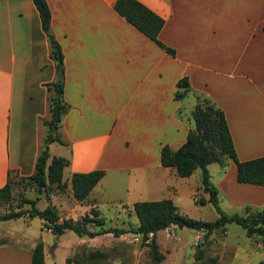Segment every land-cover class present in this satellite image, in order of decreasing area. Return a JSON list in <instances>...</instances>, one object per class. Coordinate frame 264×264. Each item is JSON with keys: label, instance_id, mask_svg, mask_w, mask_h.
I'll use <instances>...</instances> for the list:
<instances>
[{"label": "crops", "instance_id": "obj_1", "mask_svg": "<svg viewBox=\"0 0 264 264\" xmlns=\"http://www.w3.org/2000/svg\"><path fill=\"white\" fill-rule=\"evenodd\" d=\"M46 1L63 53V99L71 105L60 128L65 144L51 142L65 148L59 157L69 161L63 181L70 208L58 212L61 219L77 220L94 207L106 223L104 208L114 206L119 208L116 221L122 223L127 209L142 199L137 197L155 188L175 192L168 179L176 175L161 166L160 149L164 144L177 149L185 142L197 96L224 111L239 160L264 155V0H139L164 19L158 37L174 55L119 15L116 0ZM49 55L33 0H0V187L9 170L33 174L37 156L48 145L46 84L58 74ZM184 76L190 89L177 100L176 82ZM95 169L104 170L103 177L85 200L77 201L71 174ZM87 229L101 227L90 223ZM41 230L29 241H1L0 264H30L38 241L43 242L44 264H77L66 261L73 256L82 264L85 254L95 250L108 256L94 264H127L122 257L126 233H76L68 241L66 231L55 237ZM248 240L243 251L264 250L259 239Z\"/></svg>", "mask_w": 264, "mask_h": 264}, {"label": "trees", "instance_id": "obj_2", "mask_svg": "<svg viewBox=\"0 0 264 264\" xmlns=\"http://www.w3.org/2000/svg\"><path fill=\"white\" fill-rule=\"evenodd\" d=\"M38 11L41 27L47 35L50 44V58L63 70V53L61 46L51 31V11L46 0H33ZM115 11L125 18L137 30L154 41L171 55L175 54L173 48L164 44L158 37L164 25V19L152 11L139 0H116L113 5ZM64 80H55L47 83L48 102L50 116L43 122L48 127V139L50 142L57 141L65 144L61 138L60 128L63 115L70 109L71 105L63 99ZM177 90L174 98L183 99L189 89L190 83L187 76L176 82ZM191 117L193 127L189 129L185 142L177 149H172L168 144L162 145L160 149V163L163 167L171 168L179 177H189L199 168L202 175L203 190L208 198L200 199L199 203L204 205L211 203L219 216L214 221H202L191 218L179 211L177 205L170 198L155 201H136L131 209L136 216L137 224L134 227H101L99 231H90L87 225L94 223L104 225L105 218L100 216L99 210L92 207L79 219L60 217L57 208L49 203L45 208L36 207V199L29 200L30 209L10 210L0 215V221L17 219L27 214L33 218L38 216L42 219V228L50 230L55 237H58L67 230H72L78 235L94 236L96 234L112 232L114 236L127 232H136L141 236V242L147 247V254L152 262L159 263L165 255L159 250L156 240V233L172 225L187 227L197 231H203L204 242H209L210 235L217 229L226 232L227 224H239L245 234L251 238H260L264 242V208L249 212L247 215L225 214L219 207L218 190L211 182L207 166L211 163L224 164L226 158H230L236 166V180L239 183L264 186V155L248 160H239L232 136L229 130L224 111L215 105L209 98L197 96ZM69 161L63 157L50 156L49 146L44 145L37 156L35 172L29 176H19L9 170L6 183L0 187V201H8L12 194V184L18 180H27L36 186L39 194L45 193L48 188L55 187L59 192H64L66 182L63 181V169ZM104 170L95 169L88 172H74L70 176V187L72 196L77 201L87 198L94 186L104 175ZM48 196V195H47ZM1 243V241H0ZM201 243L197 244L194 264H223L217 255L206 256L204 250L199 249ZM107 252L95 250L85 254L82 264H94L97 260L106 258ZM68 263H79L76 258L68 257ZM30 264H44L43 242L38 241L31 251ZM259 264H264L261 261Z\"/></svg>", "mask_w": 264, "mask_h": 264}, {"label": "rangeland", "instance_id": "obj_3", "mask_svg": "<svg viewBox=\"0 0 264 264\" xmlns=\"http://www.w3.org/2000/svg\"><path fill=\"white\" fill-rule=\"evenodd\" d=\"M49 140L46 137L45 141L48 146L51 143ZM51 144L49 151L51 157L66 153L65 148L58 143ZM207 169L211 182L218 190L219 207L225 214L247 215L251 211L264 208V192H262L264 190L253 191L249 188L252 187L251 184L237 182L235 164L230 158H226L224 164H209ZM13 178H15V181L12 184L11 198L8 201H0V215L10 210L30 209L31 203L28 201L36 199L38 195H40V198L36 200V207L39 209L45 208L49 203L53 204L58 212L70 208L64 196L66 191L59 192L55 187H50L45 193L39 194L36 186L29 181L18 180L15 176ZM168 183L174 186L175 192L164 190V193L161 192L164 194L162 195L160 192H156L155 188L153 192H149L147 197L145 195L137 197L142 198L138 201H155L171 196L175 198L173 202L177 205L179 211L191 218L214 221L219 216L211 203L208 202L204 205L199 203L200 199L208 198V194L203 190L202 175L199 168L189 177L172 176L168 179ZM260 189L264 188L261 187ZM118 210L119 208L114 206L104 208L106 223L97 226H122L127 229L136 226L137 220L135 215L132 214L131 208L127 209V216L126 214L125 217L122 215V223L116 221ZM22 217L24 218L0 221V241H29L42 233L41 218L35 216L26 221L24 219L29 218V216L24 214ZM197 234V230L178 226L172 230H159L156 233V239L159 250L164 253L165 258L159 263H154L147 254V247L141 242V236L129 231L123 238L124 241H127V246L126 251H124L125 247L122 246V257L125 258L127 264H194L196 262L194 255L198 249L197 244L201 243L199 249L204 250L206 256L221 253L224 258L221 260L223 264H259L264 261L263 248L257 249V251H246L247 253L243 251L244 248L249 247L250 242L245 230L239 224H227L225 233L219 229L215 230L210 235L207 243L203 241V236L196 238ZM64 237L66 240L72 241L77 237V234L72 230H68ZM256 239L262 241L260 238ZM114 248L111 249V252L118 254L119 249L116 248L115 251Z\"/></svg>", "mask_w": 264, "mask_h": 264}, {"label": "water", "instance_id": "obj_4", "mask_svg": "<svg viewBox=\"0 0 264 264\" xmlns=\"http://www.w3.org/2000/svg\"><path fill=\"white\" fill-rule=\"evenodd\" d=\"M57 79L58 80H63V70L62 68L59 66L58 68V74H57ZM50 141V140H49ZM134 234H137L136 232H133Z\"/></svg>", "mask_w": 264, "mask_h": 264}]
</instances>
